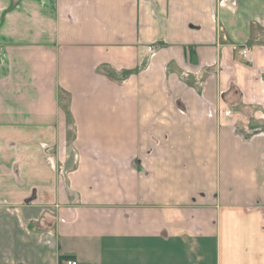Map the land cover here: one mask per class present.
I'll return each mask as SVG.
<instances>
[{
  "label": "crops",
  "instance_id": "obj_1",
  "mask_svg": "<svg viewBox=\"0 0 264 264\" xmlns=\"http://www.w3.org/2000/svg\"><path fill=\"white\" fill-rule=\"evenodd\" d=\"M263 19L0 0V264H264Z\"/></svg>",
  "mask_w": 264,
  "mask_h": 264
},
{
  "label": "built area",
  "instance_id": "obj_2",
  "mask_svg": "<svg viewBox=\"0 0 264 264\" xmlns=\"http://www.w3.org/2000/svg\"><path fill=\"white\" fill-rule=\"evenodd\" d=\"M239 54L243 58V60L247 63H252L253 55L252 50L247 45H243L239 50ZM59 264H78L75 260L67 258L60 261Z\"/></svg>",
  "mask_w": 264,
  "mask_h": 264
},
{
  "label": "rangeland",
  "instance_id": "obj_3",
  "mask_svg": "<svg viewBox=\"0 0 264 264\" xmlns=\"http://www.w3.org/2000/svg\"><path fill=\"white\" fill-rule=\"evenodd\" d=\"M264 20V19H263ZM63 103H65V101L63 100ZM72 122L70 120H68L67 118V137L71 138L72 135H74V130H72ZM71 143V141H69V144Z\"/></svg>",
  "mask_w": 264,
  "mask_h": 264
},
{
  "label": "trees",
  "instance_id": "obj_4",
  "mask_svg": "<svg viewBox=\"0 0 264 264\" xmlns=\"http://www.w3.org/2000/svg\"><path fill=\"white\" fill-rule=\"evenodd\" d=\"M67 118H68V120L71 121V119H70L71 117H70V114H69L68 111H67ZM71 139H72V138H69V137H68V139H67V143H68V145H69V141H71Z\"/></svg>",
  "mask_w": 264,
  "mask_h": 264
}]
</instances>
